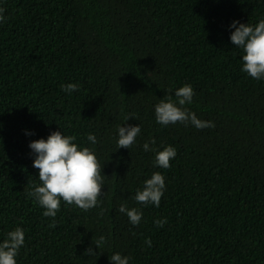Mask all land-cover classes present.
Masks as SVG:
<instances>
[{"label":"trees","instance_id":"trees-1","mask_svg":"<svg viewBox=\"0 0 264 264\" xmlns=\"http://www.w3.org/2000/svg\"><path fill=\"white\" fill-rule=\"evenodd\" d=\"M0 8V239L24 229L17 264H113L114 251L129 264H264V80L241 71L229 39L233 19L264 17V0H0ZM68 82L79 87L66 92ZM184 83L194 89L186 107L213 127L156 122L154 104ZM121 123L141 128L129 149L116 144ZM58 127L94 148L104 185L96 206L61 200L47 217L27 195L39 183L28 142ZM149 138L175 146L169 168L143 150ZM153 171L165 179L158 207L132 198ZM121 203L142 211L138 224Z\"/></svg>","mask_w":264,"mask_h":264},{"label":"clouds","instance_id":"clouds-1","mask_svg":"<svg viewBox=\"0 0 264 264\" xmlns=\"http://www.w3.org/2000/svg\"><path fill=\"white\" fill-rule=\"evenodd\" d=\"M4 9L0 8V23L6 17ZM229 39L241 53V71L257 80H264V17L255 23H243L233 19L229 23ZM64 91L76 90L78 83L68 82L61 85ZM194 89L190 83H184L176 87L171 93L159 99L153 106L154 117L161 125L175 124L177 122L192 124L196 128L213 127L211 120L201 119L191 109L186 107L193 101ZM131 115H126L123 121H127ZM141 128L138 124L121 123L116 126L117 147L128 148L136 142ZM27 134H34V132ZM87 140L91 145L97 143V136L88 133ZM28 147L32 154L33 167L38 169L39 183H34L27 195L43 208L42 215L55 217L61 206V200L66 204H75L81 209L87 210L98 204V196L104 185L101 173L102 165L98 162L94 148L76 143V137L65 134L60 127L51 130L46 138L31 139ZM144 151L154 154V165L161 169H167L170 160L176 156V148L171 144L156 145L154 138H149L142 144ZM165 179L160 171H153L143 181V186L136 189L135 201L141 204H152L158 207L164 194ZM121 213L126 214L129 222L136 225L140 222L142 211L137 207H128L126 203L118 206ZM165 219H156L157 226H162ZM104 236H99L95 242L96 250L104 243ZM25 243V232L22 227H16L7 231L0 239V264H17L16 256L19 249ZM145 243L151 246L150 238H145ZM89 246L86 250L89 254H95ZM113 264H129L130 257L119 251H114L108 256Z\"/></svg>","mask_w":264,"mask_h":264}]
</instances>
